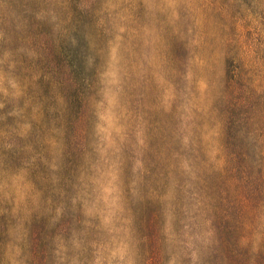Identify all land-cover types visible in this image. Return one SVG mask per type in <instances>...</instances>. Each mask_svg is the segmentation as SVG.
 Wrapping results in <instances>:
<instances>
[{
	"label": "rangeland",
	"instance_id": "obj_1",
	"mask_svg": "<svg viewBox=\"0 0 264 264\" xmlns=\"http://www.w3.org/2000/svg\"><path fill=\"white\" fill-rule=\"evenodd\" d=\"M0 264H264V0H0Z\"/></svg>",
	"mask_w": 264,
	"mask_h": 264
}]
</instances>
